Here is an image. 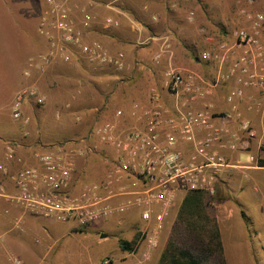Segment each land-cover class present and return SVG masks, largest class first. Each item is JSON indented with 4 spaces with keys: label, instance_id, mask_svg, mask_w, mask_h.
Returning a JSON list of instances; mask_svg holds the SVG:
<instances>
[{
    "label": "crops",
    "instance_id": "1",
    "mask_svg": "<svg viewBox=\"0 0 264 264\" xmlns=\"http://www.w3.org/2000/svg\"><path fill=\"white\" fill-rule=\"evenodd\" d=\"M107 1L73 0L71 6L78 18L81 17L79 9H85L91 18L85 41H98L112 53H124L125 68L95 72L86 63L74 61L56 63L44 74L34 75L33 81L46 100L34 109L26 106L25 114L30 123L24 127L11 119L10 105L16 93L32 82L23 76L29 69L30 58L44 49L45 42L37 26L45 2L0 0V164L4 162L7 142H18L17 153L23 157L40 141L58 142L78 133L69 118L72 114L81 119V124L76 125L82 126L80 134L94 120L95 124L113 120L116 110L123 113L118 121L120 128L132 125V128L142 129L143 125L131 119L129 113L135 105L143 109L150 107L151 88L158 89L164 107L177 116L174 98L164 88L166 70L173 67L197 75L200 81L214 83L220 73L226 72L227 66L218 68L202 63L199 53L218 42L233 43V33L248 27L247 20L238 16V9L264 14V0H122L113 7L106 6ZM13 7L18 13L13 12ZM189 13H193L192 18ZM107 17L116 20L118 27L102 29L101 23ZM163 36L170 40L171 54L162 55L154 64L152 56L157 53L159 39ZM236 87L233 80L217 84L206 98L214 105L217 127L222 126L221 118L230 112L225 97ZM236 106V117L249 121L256 136L250 140L246 151L219 149L229 167L218 177V202L213 217L226 254L239 255L243 260L250 250L245 223L261 214L259 206L262 209L264 201V166L258 163L264 162V90L244 89ZM200 107L199 101L182 110L197 111ZM236 117L227 126L229 133H239ZM228 140L229 137L224 136L223 141ZM177 149L186 158L191 145L180 141ZM8 165L15 168L12 163ZM97 165L92 171L102 176L105 168L98 171ZM12 192L9 179L1 177L0 264H96L107 254L120 258L119 239L132 242V230L141 223L137 209L97 220L86 227H79L73 220L56 222L11 205L2 193ZM197 195H179L175 207L178 205L179 209L184 203L195 201L191 198ZM122 200L124 198L111 203ZM256 206L257 213L253 209ZM175 207L167 214L163 230L172 225ZM112 241L113 249L109 250L107 245Z\"/></svg>",
    "mask_w": 264,
    "mask_h": 264
},
{
    "label": "built area",
    "instance_id": "2",
    "mask_svg": "<svg viewBox=\"0 0 264 264\" xmlns=\"http://www.w3.org/2000/svg\"><path fill=\"white\" fill-rule=\"evenodd\" d=\"M72 1H44L45 9L37 32L45 46L30 58L29 69L23 72L24 78L32 82L16 93L10 105L11 119L24 127L30 123L25 114L26 106L29 103L42 106L46 100L33 81L34 75L44 74L56 63L74 61L86 63L98 71L125 68L124 53H112L98 41H85L91 18L85 9H79L81 17L78 18ZM117 1L122 0H108L106 6L113 7ZM237 14L247 20L248 27L233 33L234 42L215 43L198 55L202 63L218 68L227 66L226 72L220 73L214 83L200 81L197 75L173 67L166 70L164 88L174 98L177 116L164 107L158 89L151 88L150 107L143 109L135 105L129 113L131 119L143 125L142 129L132 128V125L120 128L121 110L114 112L113 120L93 126V145L88 152L105 148L112 155L105 161L106 168L97 181L75 185V160L81 153L74 149L36 150L26 161L17 153L19 143L10 141L5 144L0 179L8 178L13 192L2 193L4 198L24 212L61 223L73 220L79 227L137 209L141 221L137 244H144L140 257L148 260L149 251L157 247L164 220L175 207L179 195L199 193L209 199L216 196L218 177L229 167L219 149L246 151L250 140L256 136L249 121L236 117V100L242 97L244 89L264 90V14L245 8L238 9ZM192 17L193 13H189V18ZM118 25L109 17L101 23L104 30ZM164 54H171L167 36L159 39V49L152 56V63L157 64ZM228 80H233L237 87L226 95L230 112L221 118L222 126L217 127L214 105L206 98L217 84ZM200 84L205 85L204 88L199 87ZM199 101V110H182ZM235 117L239 133L232 134L227 126ZM203 132L205 134L200 137ZM24 135L27 136V132ZM224 136L229 140L223 141ZM180 141L191 145L186 158L177 149ZM9 163L15 168L11 169ZM119 198L124 200L111 203ZM262 210L264 213V201Z\"/></svg>",
    "mask_w": 264,
    "mask_h": 264
},
{
    "label": "rangeland",
    "instance_id": "3",
    "mask_svg": "<svg viewBox=\"0 0 264 264\" xmlns=\"http://www.w3.org/2000/svg\"><path fill=\"white\" fill-rule=\"evenodd\" d=\"M37 1H45V0H37ZM13 12L18 13L16 7H13ZM102 70H99L101 72ZM95 72H98L96 70ZM30 108H36L38 107L34 103L28 104ZM75 116V117H74ZM70 118L71 124L73 125L74 129H78V133L70 136L68 139H63L58 142H42L40 141L38 146L36 148L31 149L27 155L20 157L24 158L26 161L30 159V153L32 151L40 150V151H51L55 149H61L62 151H67L68 149H74L77 153H81L75 160V169L73 172L74 176V182L75 185H79L82 183H90L96 181V178H100V172L98 174H94L93 168H95V165L98 167L96 169L101 170L102 168H106L105 161H109V159L112 158V155L107 152V149H101L98 152H92L89 153L88 149L93 145V137H92V128L95 125L96 120L94 122H91L90 125L86 126V129L81 134L79 131L82 129V126H76L81 124V119L79 118V122H76L74 118H76V115L72 114ZM79 123V124H77ZM189 194V193H188ZM198 197H193L191 199L195 201H190L187 204H185L184 210H182L181 206L178 209V205L175 207V219L171 226H168L166 230H161L160 236H159V243L155 249H152L149 251V259L148 260H142L140 255L144 251L145 246L143 243L137 244V241L139 239V233L138 229L139 226H141V223L138 227L132 230V242L131 243V252L123 251L120 248V245L118 246V253L121 254V257H117L116 255L107 254L103 257H101L100 261L96 264H105L104 262H107L106 264H158L160 256L164 249L166 248L167 242L173 240L176 241V245L179 246L182 245L183 241L188 242V244L191 243V239L194 238V231L190 229L189 231L182 228L181 226H176V221L181 217V222L184 224H190L193 226V224L197 227L196 230L204 228L205 230L195 231L197 234H201V237L209 238L211 233H214L216 230L218 234V241H219V248L214 245L215 252H214V259H212L213 264H264V214L262 209L259 206L260 215H255V220H248L246 221V231H244L246 234H248L249 240V254L244 258L243 260H240L239 255H229L225 252V247L222 246L220 235L218 230L216 229L215 219L213 217L215 209V204L218 202L217 197V191L216 196L213 199H209L206 196H203L199 193ZM220 199V198H219ZM174 209V208H173ZM172 209V210H173ZM254 211H258L257 206L253 207ZM257 209V210H256ZM181 213V214H180ZM188 213V216H190V219H192V216L195 218L193 221L194 223H186V215ZM198 216V217H196ZM181 227V228H180ZM201 227V228H200ZM125 239V238H124ZM119 239V240H124ZM253 239V240H252ZM126 241V240H125ZM119 242V241H118ZM119 244V243H118ZM137 244V245H136ZM114 242H110L107 245V249L112 250L113 249ZM114 249H117V245L114 246ZM226 249H228L226 247ZM106 256L109 257V259L103 260ZM120 259V260H119Z\"/></svg>",
    "mask_w": 264,
    "mask_h": 264
},
{
    "label": "trees",
    "instance_id": "4",
    "mask_svg": "<svg viewBox=\"0 0 264 264\" xmlns=\"http://www.w3.org/2000/svg\"><path fill=\"white\" fill-rule=\"evenodd\" d=\"M258 163L259 166H264V162L261 161ZM187 203L188 202L183 204L182 210H184L185 204ZM182 216L180 215V218L178 219V221H176V226L174 227V229H176L177 226L178 228L179 226H181L182 228L188 231L192 229L195 231H199V233L200 230L203 231L205 230L204 228L196 230L197 227L194 224L193 226H191L190 224L182 223L181 222ZM194 219L195 218L193 216L192 219H190V216H188L187 213L186 223H194L193 221ZM195 231H194V238L190 240L192 244L186 245L188 242L183 241L182 245L179 246L178 244L177 245L175 244L176 241L175 242L173 240L168 241L166 248L164 249V251L160 256L158 264H213L212 259H214V252H215L214 245L218 248L220 246L218 241V234L216 230L214 231V233L210 234L209 238L201 237L202 235L197 234ZM119 245L123 251L131 252L132 250L131 243L125 240H119Z\"/></svg>",
    "mask_w": 264,
    "mask_h": 264
}]
</instances>
